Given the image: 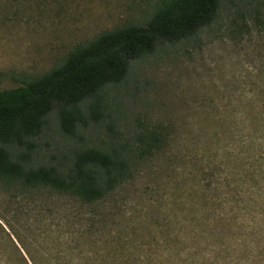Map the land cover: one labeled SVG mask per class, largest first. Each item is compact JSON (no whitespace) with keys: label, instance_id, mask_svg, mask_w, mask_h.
Returning a JSON list of instances; mask_svg holds the SVG:
<instances>
[{"label":"rangeland","instance_id":"rangeland-1","mask_svg":"<svg viewBox=\"0 0 264 264\" xmlns=\"http://www.w3.org/2000/svg\"><path fill=\"white\" fill-rule=\"evenodd\" d=\"M156 1L0 0V89L142 24ZM86 116L71 138L49 114L33 160L145 131L161 134L160 150L96 203L41 192L23 204L30 212L12 217L20 243L0 231V264H30L24 249L34 264H264V0H221L208 27L132 62Z\"/></svg>","mask_w":264,"mask_h":264},{"label":"trees","instance_id":"trees-1","mask_svg":"<svg viewBox=\"0 0 264 264\" xmlns=\"http://www.w3.org/2000/svg\"><path fill=\"white\" fill-rule=\"evenodd\" d=\"M220 1L157 0L142 24L100 33L73 47L46 73L15 88L0 89V196L8 206L0 214L1 232L6 228L20 243L12 217L30 212L23 204L34 201L41 192L82 204L96 203L129 182L142 162L160 150L161 134L145 131L122 142L72 150L53 163H38L32 157L49 114L56 116L63 136L75 138L86 115H94L106 89L124 80L132 62L208 27ZM257 173L261 169L252 176ZM259 183L255 181L254 187L260 188ZM40 212L46 220L51 217L48 210ZM23 253L34 264L25 249ZM24 258L20 260L27 264Z\"/></svg>","mask_w":264,"mask_h":264}]
</instances>
